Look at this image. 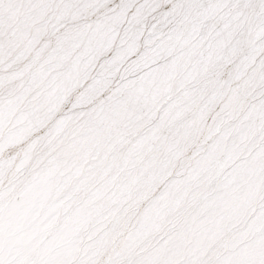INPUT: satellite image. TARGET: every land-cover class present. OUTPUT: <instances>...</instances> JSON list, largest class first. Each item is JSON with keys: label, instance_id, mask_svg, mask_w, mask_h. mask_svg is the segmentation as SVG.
Instances as JSON below:
<instances>
[{"label": "snow or ice", "instance_id": "1", "mask_svg": "<svg viewBox=\"0 0 264 264\" xmlns=\"http://www.w3.org/2000/svg\"><path fill=\"white\" fill-rule=\"evenodd\" d=\"M0 264H264V0H0Z\"/></svg>", "mask_w": 264, "mask_h": 264}]
</instances>
